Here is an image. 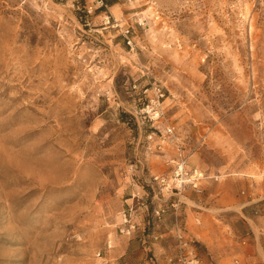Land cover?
I'll use <instances>...</instances> for the list:
<instances>
[{"label": "rangeland", "instance_id": "rangeland-1", "mask_svg": "<svg viewBox=\"0 0 264 264\" xmlns=\"http://www.w3.org/2000/svg\"><path fill=\"white\" fill-rule=\"evenodd\" d=\"M107 1L0 0V264H162L161 239L177 264L147 181L179 157L264 253V0Z\"/></svg>", "mask_w": 264, "mask_h": 264}, {"label": "crops", "instance_id": "crops-1", "mask_svg": "<svg viewBox=\"0 0 264 264\" xmlns=\"http://www.w3.org/2000/svg\"><path fill=\"white\" fill-rule=\"evenodd\" d=\"M211 188L207 191L204 189L201 196L187 190L179 197L177 214H180L185 222L189 240L202 246L206 255L210 256L215 264H230L234 259L237 264H264V253H260L255 245L249 243L243 247L238 246L235 240L233 242L229 232L218 225V215H220L218 211L223 210L221 209L222 205H227L226 202L229 200L218 194V185ZM137 193V196L134 195L126 199V202L128 205H133L134 209L137 208L138 215L134 222L141 225L146 214L138 203L145 193L143 190ZM195 219L202 222L201 225L193 224ZM225 219L227 217L224 216L219 219V222L225 223L227 221ZM164 235L161 234V236ZM234 243L235 245H233ZM152 248L162 264H168L165 258L176 252L174 245L167 239H161L158 243L153 244Z\"/></svg>", "mask_w": 264, "mask_h": 264}, {"label": "built area", "instance_id": "built-area-1", "mask_svg": "<svg viewBox=\"0 0 264 264\" xmlns=\"http://www.w3.org/2000/svg\"><path fill=\"white\" fill-rule=\"evenodd\" d=\"M159 100V99H158ZM171 130L168 129V133ZM209 177L199 169L189 168L185 157H179L171 173L167 176H152L147 181L152 190V202L156 203L152 211L155 219H160L164 213V207L176 209L178 207V196L185 193L187 190L196 195L203 194L204 182ZM217 180V177L214 178ZM174 200V201H173ZM176 200V201H175ZM145 203H141L145 207ZM133 210L129 209L126 215H123L122 228L120 233L125 236H131L134 233L135 226L131 224ZM175 236L180 243L181 249H190L188 254L180 253L174 259L177 264H199V259L193 255V250L190 246V241L185 238L183 229L176 228Z\"/></svg>", "mask_w": 264, "mask_h": 264}, {"label": "trees", "instance_id": "trees-1", "mask_svg": "<svg viewBox=\"0 0 264 264\" xmlns=\"http://www.w3.org/2000/svg\"><path fill=\"white\" fill-rule=\"evenodd\" d=\"M104 6H110L115 3V1H107V0H102ZM196 247H200L198 244H196Z\"/></svg>", "mask_w": 264, "mask_h": 264}, {"label": "bare ground", "instance_id": "bare-ground-1", "mask_svg": "<svg viewBox=\"0 0 264 264\" xmlns=\"http://www.w3.org/2000/svg\"><path fill=\"white\" fill-rule=\"evenodd\" d=\"M49 128V127H48ZM55 163V162H54Z\"/></svg>", "mask_w": 264, "mask_h": 264}]
</instances>
